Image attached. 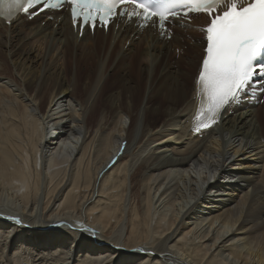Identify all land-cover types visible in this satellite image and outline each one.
Instances as JSON below:
<instances>
[{
    "label": "bare ground",
    "instance_id": "1",
    "mask_svg": "<svg viewBox=\"0 0 264 264\" xmlns=\"http://www.w3.org/2000/svg\"><path fill=\"white\" fill-rule=\"evenodd\" d=\"M61 14L0 19V264H264V103L197 134L198 26Z\"/></svg>",
    "mask_w": 264,
    "mask_h": 264
},
{
    "label": "snow or ice",
    "instance_id": "2",
    "mask_svg": "<svg viewBox=\"0 0 264 264\" xmlns=\"http://www.w3.org/2000/svg\"><path fill=\"white\" fill-rule=\"evenodd\" d=\"M71 5L73 24L93 30L106 29L117 16H128L160 27L170 20L205 15V47L198 70L200 107L196 127L217 124L221 110L238 102L254 83L264 87V0H164L152 6L149 0H0V17L11 24L21 13L31 18L37 9H60Z\"/></svg>",
    "mask_w": 264,
    "mask_h": 264
},
{
    "label": "rangeland",
    "instance_id": "3",
    "mask_svg": "<svg viewBox=\"0 0 264 264\" xmlns=\"http://www.w3.org/2000/svg\"><path fill=\"white\" fill-rule=\"evenodd\" d=\"M43 23V22H42ZM43 25V24H42ZM108 48H109V46H108ZM105 49L106 48H104L103 49V51H102V55H101V57H100V59L102 60V59H104V57L106 58L108 55H109V53H110V48L107 50V52L105 51ZM106 52V53H105ZM109 59V58H108ZM194 75H196V71H195V73H194ZM194 75H193V80H194ZM163 210V209H162ZM163 211H165V212H167L166 211V209L164 208V210ZM164 213V212H163ZM169 214H170V212H168ZM242 246V245H241ZM226 254H228V252L226 253ZM226 256V255H225ZM223 257L224 259H223V261H224V263L225 264H235V263H233V262H235L234 261V259L232 258V255L231 256H229V254L227 255V256H229L228 258H227V256L226 257ZM226 258V259H225ZM229 258H230V260H229ZM233 259V260H232ZM231 261H232V263H231Z\"/></svg>",
    "mask_w": 264,
    "mask_h": 264
}]
</instances>
